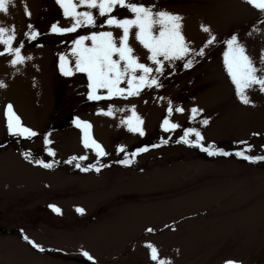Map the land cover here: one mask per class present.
I'll return each instance as SVG.
<instances>
[{
	"label": "rangeland",
	"instance_id": "1",
	"mask_svg": "<svg viewBox=\"0 0 264 264\" xmlns=\"http://www.w3.org/2000/svg\"><path fill=\"white\" fill-rule=\"evenodd\" d=\"M132 2L178 13L183 35L196 50L210 35L216 41L205 47L204 56L195 57L191 68L183 66L185 60L165 61L163 74H152L161 87L99 101L88 99L86 74L61 73L60 55L74 68L73 40L108 30L118 39L120 29L100 27L105 18L98 16L95 28L52 33L53 24L73 23L57 0H13L7 13L0 12V25L15 26L14 46L23 42L22 54L31 57L13 66L11 54L0 55V81L6 84L0 87V264H158L151 259L149 243L167 264H264V160L257 165L235 155L251 145L247 153L264 156V91L258 86L248 89L251 102L244 104L223 57L225 41L237 35L264 75V11L247 0ZM113 15L124 18L131 13L117 6ZM33 31L40 33L35 40L27 35ZM129 43L140 62L155 67L136 40L135 29ZM3 49L0 44V52ZM8 104L36 136L8 131ZM110 106L113 115L100 111ZM133 106L143 120V136L122 123ZM193 108L202 110L195 119ZM77 117L90 122L91 137L107 155L85 147L83 130L74 123ZM166 117L179 127L165 131ZM187 128L200 131L205 146L219 144L225 151L233 149L232 155L210 156L178 142ZM146 143L147 151L133 155ZM26 152L31 153L27 158ZM79 157L87 158L74 159ZM126 158L132 163H119ZM37 160L53 166L45 168ZM89 165L93 167L84 171ZM84 251L94 260L84 257Z\"/></svg>",
	"mask_w": 264,
	"mask_h": 264
},
{
	"label": "snow or ice",
	"instance_id": "2",
	"mask_svg": "<svg viewBox=\"0 0 264 264\" xmlns=\"http://www.w3.org/2000/svg\"><path fill=\"white\" fill-rule=\"evenodd\" d=\"M63 9L65 17H71L73 23L70 27H60L58 23L51 26L50 31L52 33L64 34L75 32L79 28L97 26V17H104L103 23L100 27L107 25L108 27L118 28L122 31V34L117 39L114 36L113 31H91L87 35H80L77 39L72 41L73 48L72 54L75 56L74 68L71 62H69L64 54L60 55V71L65 76H71L74 72L84 73L88 79V99L99 101L101 99H111L113 97L127 98L130 96H137L144 88L156 86L161 87L158 76L152 75L153 73L163 74L164 62L168 61L172 63L176 60H185L184 67L191 68L195 63L196 56L205 55V47L213 44L216 41L214 35H210L206 41L204 47L199 50L190 46V42L182 32V20L183 17L178 13H172L167 10H156L155 5H145L143 3L132 2V0H57ZM247 2L259 10L264 11V0H247ZM13 3V0H0V12L7 13L9 5ZM120 8L127 9L130 13V17L120 18L117 15H113V12ZM84 8L80 11L78 9ZM93 10H96L94 13ZM30 16V12L26 13ZM31 27V25L29 26ZM204 32H211L208 26L201 25ZM135 29L136 40L147 49L149 55L148 60L152 62L155 67L149 64L142 63L139 57L134 54V49L129 43L132 30ZM158 29V30H157ZM39 32L33 31L28 33L30 39L35 40L39 35ZM16 39L15 26L5 27L0 25V44L4 45V49L0 52V55L5 53L11 54L12 59L9 61L13 66L23 63L31 57H26L22 54L23 42H20L19 46H14L13 42ZM90 41L89 43H86ZM226 50L223 53L224 65L228 75L231 78L232 83L235 85L236 94L244 104H249L251 101L246 94V91L254 86H258L261 91H264V75H261L262 69H258L253 59L247 55L246 48L242 45L237 35H232L225 41ZM191 57V58H189ZM261 63L264 64V54L260 57ZM127 84V87H121V83ZM0 87H6L3 81H0ZM100 90H105L106 95H101ZM103 114L113 115L111 106L108 110H100ZM173 108L169 106L168 112L171 113ZM176 111H183V108H177ZM192 119H195L196 114L201 109L193 108ZM6 118L8 131L13 135L33 137L37 133L24 126L21 118L15 113L13 106L8 104L6 107ZM77 127L82 128L84 133L83 143L85 147L92 146L98 156H105L107 153L103 147L95 141L90 135L91 124L88 121H82L78 117L74 121ZM126 123L129 131L138 133L139 135H145L142 127L143 120L136 113L135 106L132 107V115L127 117ZM209 121L203 120V124L207 125ZM162 127L165 131H172L179 127L178 124L170 122L166 117L163 121ZM194 134L195 140L189 139ZM253 135H259L254 133ZM203 136L200 131L195 128H187L184 130V135L178 142H184L191 146L199 147L202 151L207 152L209 155H232L231 152L225 151L222 148H216L214 145L205 146L203 143ZM45 143L50 141L45 139ZM167 143V141H164ZM247 143V142H241ZM251 145L243 151H236L235 155L242 157L250 162H256L264 160V156L247 155ZM119 151H125L123 145L119 147ZM147 151V147L137 149L136 153ZM50 154L52 150L49 149ZM30 152L25 153V157L30 156ZM87 157H79L74 159H86ZM42 164L45 168H51L52 163H46L43 160L36 161ZM71 162V161H69ZM121 164H131L130 159L120 160ZM80 167L78 163L76 165ZM89 167L84 168V171H88ZM100 167H103L101 165ZM100 167H96V171H100ZM54 211L59 213L61 210L55 205H50ZM80 213L84 212L83 208H77ZM152 231V229H148ZM25 240L29 238L24 236ZM34 247L40 251L45 249L36 244L34 241H30ZM147 247L151 251V259L157 261L158 264H167V261L160 259L158 256L157 248L151 243L147 244ZM83 256L89 261L94 260L90 253L84 251ZM226 264H237L235 261H226Z\"/></svg>",
	"mask_w": 264,
	"mask_h": 264
},
{
	"label": "trees",
	"instance_id": "3",
	"mask_svg": "<svg viewBox=\"0 0 264 264\" xmlns=\"http://www.w3.org/2000/svg\"><path fill=\"white\" fill-rule=\"evenodd\" d=\"M10 142H11V140H8V141H7V142H5L4 144H3V143H2V144H3V145H7V144H9ZM1 146H2V145H1ZM219 146H220V145L218 144V145H217V146H215V147L217 148V147H219ZM0 148H2V147H0ZM196 150H198V149H196ZM198 151H199V150H198ZM232 151H233V149H232V150H230V152H231V153H232ZM255 164H257V165H258V164H259V163H258V161H257Z\"/></svg>",
	"mask_w": 264,
	"mask_h": 264
}]
</instances>
